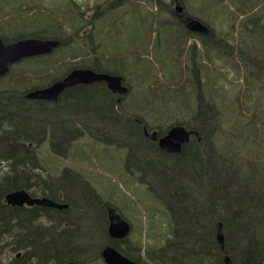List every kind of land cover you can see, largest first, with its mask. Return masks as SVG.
I'll list each match as a JSON object with an SVG mask.
<instances>
[{"label": "trees", "instance_id": "trees-1", "mask_svg": "<svg viewBox=\"0 0 264 264\" xmlns=\"http://www.w3.org/2000/svg\"><path fill=\"white\" fill-rule=\"evenodd\" d=\"M181 2L186 15L207 27L208 36L186 32L172 20L164 2L166 12L149 0H103L99 9L93 5L89 16L68 2L57 6L56 18L50 20L45 15H21L30 14L33 4L0 0L3 43L26 38L59 42L52 53L22 60L0 78V164L46 158L56 162V149L42 154L41 133L50 121L49 142L60 145L63 140L66 152L75 153L73 146L89 139L79 141L71 114L90 116L88 124L99 131L97 136L109 131L112 143L126 151L128 164H147L143 172L127 171L134 175L127 181L130 185L144 183L143 174L150 202L127 199L129 211L139 217L125 242L145 247V264H224L225 257L231 264H264V0H196L194 11L192 0ZM16 3L22 7L11 10ZM73 69L119 76L127 92L121 96L97 85L74 86L60 96L66 100L63 109L57 103L24 98ZM116 99L121 102L116 104ZM73 101L79 108H72ZM142 125L157 126V138L174 126L195 135L178 154L167 155L158 147L143 149L138 134ZM27 142H35V153ZM24 170L5 167L1 195L17 190L14 182L24 179ZM70 193L78 195L70 211L86 216L72 222L94 231L48 233L46 249H33L23 260L30 257L31 264H41L45 257L46 264H102L96 256L99 248L91 246L118 249L122 242H110L96 217V195L77 184ZM218 223L222 245L216 240Z\"/></svg>", "mask_w": 264, "mask_h": 264}, {"label": "flooded vegetation", "instance_id": "flooded-vegetation-1", "mask_svg": "<svg viewBox=\"0 0 264 264\" xmlns=\"http://www.w3.org/2000/svg\"><path fill=\"white\" fill-rule=\"evenodd\" d=\"M122 1L124 3H128V0ZM139 1L142 2V0ZM170 3L173 4V0H170ZM97 5L98 8L95 4V9H99L100 6L99 4ZM50 85H47L45 87H49ZM91 85H97V87H99L101 91H108L109 93L113 94L107 88V85L103 82H96L89 85L77 86ZM63 92H61L57 99L53 102H38L51 104L57 103V106L63 109L62 103L66 101L60 99V96L63 94ZM27 101L36 102V100ZM120 102V99L115 100L116 104H119ZM73 103H75V105L72 108H79L76 104V101H73ZM109 103V100L104 101V104ZM105 111L109 112L110 109L106 108ZM71 116L74 118L75 125H73V128L74 130H77L76 133H78L79 138H81H78L79 141L82 139H89L80 142V146H73L77 150L75 153L69 154L66 152L67 149L64 147V141L61 140V137L58 138V140H61L60 145L58 144L59 146L56 144L52 145L49 142L52 140L50 133L47 132V129L49 128V130L52 131L51 127L53 125V122L50 121L46 123V125L44 126V132L41 133V138L43 139L45 144V150L42 154H53L52 151L56 149V151L54 152V155L56 156V162H47L46 158L45 162H24L22 164L7 165L5 163L0 164V184L5 178V167L6 169H8L9 167L25 168L23 172L24 179L17 180L14 182L17 186V190L7 192L3 195L0 194V208H4L0 209V264H17V260H23L22 256L25 255V253L31 257L33 255V249L36 248H40L44 251L46 249V240L48 233L78 234L94 231L92 228L86 229L85 227H78L72 222L86 217L82 213H74L70 211V207L73 206V201L78 198L77 194L71 195L70 193V188L73 184H77L79 187H81V189H84L85 191L94 193L98 198L99 212L96 217L103 223L106 234L109 224V216L112 213L118 214L130 226V232L128 237L122 240L111 239L107 234V237L109 238L110 242L112 240L113 243L115 241L122 242L118 246V249L123 251L126 250L128 254H131L130 256H128L129 258L120 253L117 249V246H91L99 248L97 253L98 255H96L99 258V261L103 264L100 255L102 249L105 247H112L119 254H121L123 257L130 260L134 264H145V258L147 257L145 247L142 246L138 249L136 246H130L128 244H125V242L129 239L131 233L135 228V223L131 219H128V217H125L123 215V213L120 211L121 209L116 203H114L112 197H110V194L105 193V190L102 189V186L106 184L105 173L110 170H114L123 178H125L128 175V170L139 168L143 172L147 164L144 163L145 167L144 164H128L126 162V151H123L121 148H117L115 144L112 143L109 131L104 130L103 137H98V134L96 133H99V131L94 130L88 124V119L91 118L90 116L81 115L78 112L75 114H71ZM59 129L60 133L63 135L64 130L62 128ZM152 133H156L155 140L150 139V135ZM61 134L57 132V135L61 136ZM138 134L144 144L143 149L145 147L148 148L150 146L154 147L155 151H157V126H154L152 129H149L147 126L142 125L138 129ZM67 135L70 136L71 134ZM70 142L72 141H68L69 145H71ZM91 144L94 146L93 148L91 147ZM98 144L102 145L101 147L104 146L105 148L110 149L109 151H111V149H114L115 151H120L119 155H117V160H114L111 156H109L100 159V161H97L96 156L98 152L95 150V146ZM27 147L31 153H35L33 152L32 148L34 147L36 149L35 142L28 143ZM69 151L72 152V148H69ZM52 168L56 170L54 174L48 172ZM142 176L141 180L143 181ZM55 186H58V188H56ZM100 188L103 190V193H101ZM17 191H24L31 200L48 199L58 206L65 205L66 207L58 209L56 207H42L37 204H24L22 206L7 205L5 201L6 196L10 193ZM138 217L139 215L136 216V218ZM20 235H23L24 237L21 239L19 237ZM114 244L116 245L117 243ZM135 251H137L139 255L137 253L136 256ZM153 256L156 257V254H153ZM30 257L27 260L24 259L21 264H31ZM45 259L46 258L43 257V261H40V263L46 264ZM67 263L80 262L60 260L56 264Z\"/></svg>", "mask_w": 264, "mask_h": 264}, {"label": "water", "instance_id": "water-1", "mask_svg": "<svg viewBox=\"0 0 264 264\" xmlns=\"http://www.w3.org/2000/svg\"><path fill=\"white\" fill-rule=\"evenodd\" d=\"M171 15L186 32L198 36L209 35V30L204 24L184 13L180 0H173ZM58 45V41L49 39L26 38L9 44L3 43L0 39V78L8 73L10 66L25 59L50 54L58 47ZM96 82L105 83L107 88L113 94L122 96L127 92V88L122 85V79L119 76L106 73H94L89 69H73L64 78L52 83L49 87L29 91L25 94L24 98L26 100L53 102L57 99L60 93L67 88L77 85H89ZM155 135L156 133H152L150 139L155 140ZM193 135H195V133L191 130H187L182 126H174L170 128L164 136L157 138V147L164 154H178L181 151L182 146L188 143L190 136ZM5 201L9 206L37 204L42 207H56L58 209L66 207L65 205L58 206L48 199L31 200L24 191H17L8 194ZM129 232L130 226L122 217L115 213H112L109 216L107 229L109 238L122 240L128 237ZM216 240L219 245H222L223 235L220 223L216 225ZM100 255L103 264H134L112 247L103 248ZM224 264H231L227 257L224 258Z\"/></svg>", "mask_w": 264, "mask_h": 264}, {"label": "rangeland", "instance_id": "rangeland-1", "mask_svg": "<svg viewBox=\"0 0 264 264\" xmlns=\"http://www.w3.org/2000/svg\"><path fill=\"white\" fill-rule=\"evenodd\" d=\"M20 1L27 2L29 5L33 4L35 6L32 7V11L30 14L21 13V15H26V16L31 14L45 15L46 17H50L51 18L50 20H55L57 6L62 8L64 5L68 4V2H74L75 4L79 5L83 10H86L87 16L91 14L93 5L102 4L103 2V0H20ZM57 1L63 4L62 7L61 4L58 3ZM149 1L155 3L157 5V9L162 8L161 11L166 12L165 8L163 7V5L165 4L170 6L169 7L170 10L173 8V4L170 3V0H149ZM195 2L196 0H192V6H193V8L191 9L192 11H194L195 9ZM17 7L20 8L22 6H19L17 3L13 4L11 10L16 9ZM169 15L173 21L177 22L176 19L172 17L171 12H169ZM208 19H212V17L208 16ZM39 20L43 21L44 18H40ZM82 33L83 32H80L79 34ZM101 146L102 145L100 144L95 146V150L98 152L96 156L97 161H100V159L109 156H111L114 160H117V155H119L120 151H115L114 149H111V151H109L110 149ZM91 147L93 148L94 146L91 144ZM105 175H106V184L102 186V189L105 190V193L110 194V197L113 198L114 203H116L118 207L121 209L120 211L123 213V215L128 217V219H131L135 223V226L137 227L138 218L134 216V213L129 211L128 206L130 205V202L127 199L128 198L131 199V197L134 196L137 202H144V203H146L147 201L150 202V200L146 199L145 181L143 180L144 183L132 181V184L130 185L128 182H130L131 178L133 179L134 177L133 174H128L125 178H123L120 174H118L114 170H110L106 172ZM102 189L100 188L101 193H103ZM138 193L140 194L139 196Z\"/></svg>", "mask_w": 264, "mask_h": 264}, {"label": "bare ground", "instance_id": "bare-ground-1", "mask_svg": "<svg viewBox=\"0 0 264 264\" xmlns=\"http://www.w3.org/2000/svg\"><path fill=\"white\" fill-rule=\"evenodd\" d=\"M180 3H182V2L180 1ZM181 6H182V5H181ZM89 70H90V69H89ZM145 191H148V189L146 188Z\"/></svg>", "mask_w": 264, "mask_h": 264}]
</instances>
